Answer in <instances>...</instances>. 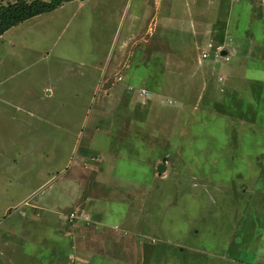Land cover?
<instances>
[{
    "label": "crops",
    "instance_id": "1",
    "mask_svg": "<svg viewBox=\"0 0 264 264\" xmlns=\"http://www.w3.org/2000/svg\"><path fill=\"white\" fill-rule=\"evenodd\" d=\"M249 1L248 10H258L256 20L264 22V0L260 4ZM221 2L218 5L214 0H65L57 9L14 26L11 35L7 34L8 29L0 36L6 50L0 54V67L8 72L7 79L15 81L4 91L8 95L6 102L14 107L13 112L6 109V118L19 122L23 115L29 122H46V130H35V135L48 140L47 148L53 145L46 153V164L40 165L42 168L38 164H13L7 168L12 174L5 175L4 180L16 186L14 192L19 195L13 203L21 208L15 222L0 228V264H26L18 256L31 236L39 239L40 251L49 247L53 252L63 246L65 258L56 264H70L78 258V253L85 249L84 234L89 231L85 226L92 219L87 196L104 197L107 190V195L111 194L110 183L117 188L114 163L121 158L120 147L124 154L123 148L138 146V140L157 135V129L132 127L135 114L143 123L144 115L152 109L156 118L161 117L157 107L172 111L173 138L184 134V128H179L181 121L204 123L210 116L211 105L218 103L219 93L227 92L236 107L248 111L256 108L257 89H264V77L260 74L264 71V35L252 26L251 31L245 29L238 38L231 37L229 28L235 3ZM28 26L32 33L26 35L23 31ZM67 26H72L73 32L65 37ZM86 31L89 33L81 34ZM207 41L222 45L223 55L230 59L213 55L201 58ZM16 44L19 47L12 48L13 53L9 48ZM233 44L235 51L231 54L228 49H233ZM26 51L40 55L31 62L30 75L23 66L27 57L20 56V52ZM165 74L170 75L167 79L173 90L186 89L190 97L192 90H201V95L189 101L178 98L176 106L169 108L165 101L171 97L154 91L168 87L164 86ZM35 83L48 90V97L35 91ZM17 88L24 99L17 94ZM143 89L151 95L141 94ZM207 97L209 102L204 101ZM0 101L2 106L9 107L4 99ZM224 114L233 117L229 112ZM238 119L248 121L246 117ZM75 123H80L77 130ZM68 137L72 139L69 151ZM39 143L28 153H39ZM160 163L163 162L151 167L153 177L155 172L160 173ZM105 173L108 180L100 181ZM77 219L82 221L77 224ZM93 233L94 230L92 236ZM11 250L18 253L14 255L18 260L11 256ZM52 252L49 251L48 259L40 253L39 261L51 264Z\"/></svg>",
    "mask_w": 264,
    "mask_h": 264
},
{
    "label": "rangeland",
    "instance_id": "2",
    "mask_svg": "<svg viewBox=\"0 0 264 264\" xmlns=\"http://www.w3.org/2000/svg\"><path fill=\"white\" fill-rule=\"evenodd\" d=\"M214 2L222 3L221 0ZM249 2L233 0L231 37L238 38L252 26L261 36L264 35V22H257L258 10L254 13L251 7L248 10ZM251 2L263 3L262 0ZM239 6H243V10L240 11ZM72 32V26H67L65 37L71 36ZM23 33L28 35L32 31L28 26ZM88 33L81 32L82 35ZM4 44L0 42V54L5 50ZM18 47L16 44L9 49ZM233 47L228 49L231 54L235 51V44ZM20 53V56L27 57L23 66L27 67V75H30L31 62L40 55H33L35 52L30 51ZM7 73L0 67V100L5 102L8 97L4 94L6 87L15 83L7 79ZM260 74L264 77V71ZM169 76L164 75L167 88L154 90L157 94L171 97L174 104L169 108L176 106L178 98L189 101L191 97L201 95V90H192L191 97L186 89L173 90L167 79ZM36 84L35 91H42V95L48 97V90L44 91L42 85ZM17 91L24 99L22 91L19 88ZM257 93L259 100L253 111L236 107L227 92L219 93L218 103L211 105L210 116L204 123L180 122L179 128L185 130L181 137H171L174 123L171 115H175L172 111L169 113V110L157 107L161 117L156 118L152 109L146 117L144 115L143 123L136 119L135 114L132 127L140 129L144 125V129H157V135L153 139H143L153 141L152 145L138 140V146L123 148L124 154L120 147L121 158L114 163L117 188L110 183L111 194L107 195L108 190H105L104 197L87 196L92 219L85 226L89 231L81 233L84 234L85 249L70 264H264V89H257ZM204 101L210 100L207 97ZM2 105L0 101V228H6L15 222L21 208L13 203L19 195L14 192L16 186H10L4 180L5 175L10 177L12 174L7 168L13 164H38L41 167L46 164V153L52 150L53 145L47 148L48 140L35 135V130H46V122H29L28 118L23 119L22 112L19 122H9L6 109L13 112L14 107ZM227 112L233 117H227L224 114ZM238 117H246L248 121L242 122ZM77 127L80 123H75L74 130ZM71 140V137L67 138L68 151ZM37 142L42 149L39 153L29 154ZM180 156L184 159L180 160ZM163 157H166L165 161ZM157 162H163L166 169L161 173L155 172V178L151 167ZM63 163L64 160L60 159V164ZM100 179L108 180L107 174ZM64 202L65 199L62 200ZM81 221L77 219L76 223ZM92 230L95 231L93 236ZM30 238V244L24 243L19 260L26 264L46 263L45 260L39 261V255L44 253V258L48 259L52 249L47 247L40 251L39 239L36 236ZM62 248L52 252L51 264L65 258L66 251ZM11 254L18 253L11 250Z\"/></svg>",
    "mask_w": 264,
    "mask_h": 264
},
{
    "label": "trees",
    "instance_id": "3",
    "mask_svg": "<svg viewBox=\"0 0 264 264\" xmlns=\"http://www.w3.org/2000/svg\"><path fill=\"white\" fill-rule=\"evenodd\" d=\"M64 1L65 0L0 1V36L8 29L19 25L27 19L57 9Z\"/></svg>",
    "mask_w": 264,
    "mask_h": 264
},
{
    "label": "built area",
    "instance_id": "4",
    "mask_svg": "<svg viewBox=\"0 0 264 264\" xmlns=\"http://www.w3.org/2000/svg\"><path fill=\"white\" fill-rule=\"evenodd\" d=\"M216 57L217 59L219 58H223L225 60H229L230 57L228 55H223V46L219 45V44H214L211 41H207L205 46L202 48L201 50V58L206 59L209 58L211 56ZM132 88V87H130ZM141 94H145V95H151V93L147 90H141L140 91ZM173 102V100L171 99H166L165 103H169L171 104ZM74 213H71V217H74Z\"/></svg>",
    "mask_w": 264,
    "mask_h": 264
},
{
    "label": "water",
    "instance_id": "5",
    "mask_svg": "<svg viewBox=\"0 0 264 264\" xmlns=\"http://www.w3.org/2000/svg\"><path fill=\"white\" fill-rule=\"evenodd\" d=\"M166 169V165L164 163H160L157 167L158 172H163Z\"/></svg>",
    "mask_w": 264,
    "mask_h": 264
}]
</instances>
